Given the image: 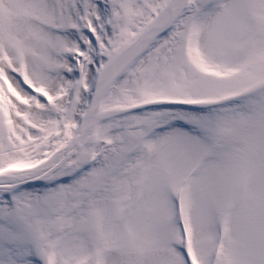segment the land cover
<instances>
[{"label": "snow or ice", "instance_id": "snow-or-ice-1", "mask_svg": "<svg viewBox=\"0 0 264 264\" xmlns=\"http://www.w3.org/2000/svg\"><path fill=\"white\" fill-rule=\"evenodd\" d=\"M0 264H264V0H0Z\"/></svg>", "mask_w": 264, "mask_h": 264}]
</instances>
